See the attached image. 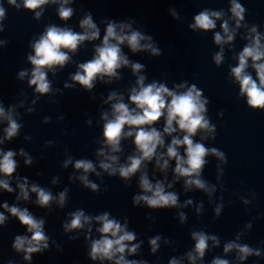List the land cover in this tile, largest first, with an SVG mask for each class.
Masks as SVG:
<instances>
[{
	"label": "clouds",
	"instance_id": "1",
	"mask_svg": "<svg viewBox=\"0 0 264 264\" xmlns=\"http://www.w3.org/2000/svg\"><path fill=\"white\" fill-rule=\"evenodd\" d=\"M58 0H22L23 7L35 12V18L39 19L42 9L45 4H56ZM8 3L16 6L17 0H8ZM60 7L58 8V16L61 20H69L74 13V9L66 7L69 0H59ZM245 7L237 0H231L230 12L232 19L235 20V27L239 28L241 22L244 21ZM175 15V13H173ZM224 16L223 11H213L205 8L195 15V22L189 27L193 30L200 29L203 31L214 30L216 21ZM6 18L5 10L0 6V22ZM79 26L83 29L82 32L73 31L69 27H58L49 25L44 33L40 35L30 47L34 51V55L27 57L32 64L31 79L28 81L29 86H35V91L39 94H46L51 91V84L47 78L49 71L54 72L57 67L65 66L71 59L69 52L75 54L79 47L85 41H95L100 39V29L94 23L91 13H86L84 18L80 20ZM221 32L214 33V42L221 46V51L213 56V60L219 66L224 59L223 45L233 41L236 30L230 29L227 20H224L220 25ZM258 26L251 27L248 37L249 43L238 54V63L235 67H231L230 75L240 86V96L247 97V105L252 109H264V35L257 30ZM126 29L128 30L126 32ZM0 26V31H2ZM142 41H147L141 43ZM127 45L133 53L149 51L153 56L161 55V50L154 46L151 36H146L140 31L132 30L131 24L115 23L108 21L102 41L95 46V55L91 60L80 63L78 71L71 79L80 84L87 90L94 87V82L97 79L101 81L104 77H108L110 82L112 78L119 79L118 69L126 66H131L133 74L139 73L144 69V65L140 63H132L122 52L121 45ZM251 62V67L255 70L256 79L246 71ZM27 75L26 71L19 72V78L23 79ZM146 77L139 75L136 80L137 87L130 90L128 97L129 103L123 102V96H118L116 92H112L105 103L115 100L111 104V118L108 113L102 114L104 145L110 149V152L117 153L121 151V140L132 138L135 145V154L127 159L126 164L119 167L114 165L118 162L116 155H106L103 148L97 153L98 156L104 157L101 160L99 167L110 176H119L125 181H128L134 174L140 171L145 162H152L155 159V165L161 172H165L169 168V161H175L174 175L177 180L184 178L185 188L195 186L209 194L214 191V188H209L201 174L207 161L208 155H214L223 163H227L225 154L219 149L213 147L208 148L201 142H194L193 137L198 132L205 135L201 139L206 138L208 133L216 132V125L210 123L207 118V105L209 99L204 96L203 90L199 89L195 84L188 86L185 89L186 83H181L175 86L174 89H169L164 83L152 82L145 84ZM65 87H71L66 84ZM129 104L135 105L130 107ZM223 115V113H219ZM0 118L7 120L8 126L4 129V139L11 140L18 134L21 127L12 117L11 110L8 114L0 106ZM163 118L164 126L160 131L155 125ZM90 123V121H89ZM127 129V130H126ZM183 133L182 138L173 135L174 133ZM165 136H171V142L167 145L165 153H158V148L165 147ZM213 139L215 137L213 136ZM3 143V140H0ZM183 147L184 153L181 155L179 149ZM21 155L26 156L25 164L30 165L32 160L27 157V154L21 150ZM16 153L14 151H0V175L6 179H0V189L8 193L14 190L10 186L11 178L16 171L17 162L14 159ZM71 160L65 162V167ZM74 167L77 170H83L85 175H81L79 179L84 183V186L90 188L93 192L99 191V186L88 180L87 173L95 172L96 168L90 160L81 159L75 162ZM100 175V173H96ZM19 195L17 200L29 199V187L27 179L22 183H18ZM139 187L144 194L134 195L132 204L134 207L140 206L142 203L151 209H163L178 206V196L174 192L166 191L162 182L157 181L155 185L150 182L146 173H142L139 178ZM169 188L172 184L168 185ZM32 193L36 194V201L40 207L50 206L53 200L51 192L33 184L30 188ZM67 189L59 194V203L63 206L65 202ZM150 193V195H149ZM186 203L191 204L189 200ZM244 203H248L247 200ZM11 216L15 217L21 226L25 227L31 236L17 235L12 243V248L17 252H23V259L31 261L32 254L41 253L49 247V237L44 232V219H37L31 214L27 208L17 206H9L6 202L3 204ZM199 211V208L197 209ZM221 206L215 210L217 217L220 215ZM70 223L63 225L66 232L76 229H83L85 225H91L95 220L100 225L96 231L100 234L99 239L92 240L90 251L88 253L92 261L103 262L105 260L114 262V264H147L146 261L128 260L125 258V253L134 254L140 247L139 244L132 243L136 240V234L133 231L127 230V220L122 225L115 218H110L108 212L95 217L87 216L82 210H77L71 213ZM181 221L185 220V215L180 213ZM7 217L0 213V225H4ZM251 227V223L247 225ZM91 232V227L88 228ZM239 237H237L238 239ZM74 239V237H73ZM160 236H156L149 240L152 253H155L159 248L158 241ZM192 239L195 241L193 251H190L187 256L191 264L197 259H203L205 252L208 249V241L211 240L213 245L219 244V239L215 235H208L203 231L193 232ZM236 250L240 261L246 260L249 256H260L259 249H253L247 244H237L234 241L228 242L224 246V252L229 253ZM8 264H13L9 261ZM169 264H180L179 260L172 258ZM212 264H229L227 259L214 258Z\"/></svg>",
	"mask_w": 264,
	"mask_h": 264
}]
</instances>
